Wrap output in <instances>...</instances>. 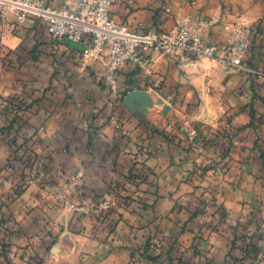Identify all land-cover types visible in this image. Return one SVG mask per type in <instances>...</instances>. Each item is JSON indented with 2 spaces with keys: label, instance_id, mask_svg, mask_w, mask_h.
Segmentation results:
<instances>
[{
  "label": "crops",
  "instance_id": "1",
  "mask_svg": "<svg viewBox=\"0 0 264 264\" xmlns=\"http://www.w3.org/2000/svg\"><path fill=\"white\" fill-rule=\"evenodd\" d=\"M68 1L48 0L56 8ZM111 14L136 32L170 30L186 17L204 19L207 41L220 45L234 26L249 25L253 40L248 61L264 69V0H125L115 4ZM0 45L7 63L0 64V106L7 100L20 106L14 127L0 132V165L13 152L11 138L39 139L38 152L48 158L53 170L51 184H29L11 203L19 222L14 234L17 249L35 243L34 248L47 255L42 264H139L131 252L150 239L154 243L151 255L140 264H251L247 255L251 245L246 243L250 239H238L228 231L200 233L205 247L195 252L192 242L203 227L201 221L210 216L192 215L185 207L221 204L228 208L232 224L246 219L252 191L262 189L258 177L264 174V123L248 126L251 106L247 103L253 88L264 94L263 79L204 58L195 70L183 68L178 59L149 53L143 67L129 63L119 72L124 96L127 88H142L152 81L178 93L176 107L168 116L152 111L147 115L149 123L132 113L123 100L113 116L100 63L83 65V46L53 39L45 21L4 23L0 19ZM147 89L156 91L151 85ZM253 108L262 113L264 103H255ZM228 110L237 112L230 123L235 144L225 172L214 176L220 171L216 166L209 170L213 178L187 181L194 175L196 162L206 159L198 150L184 149L193 142L188 135L190 125L201 121L217 127ZM13 121L0 112V126L8 127ZM169 125L181 126L183 133L169 140ZM152 128L165 129L168 135H153ZM137 162V167L148 171L146 180L134 185L128 176ZM78 170L86 175V189L82 195L73 193V202L94 204L121 193L127 196V204L116 205L106 221L95 211L74 212L59 195ZM49 239L57 253L53 262L45 248ZM252 240L263 253L264 234Z\"/></svg>",
  "mask_w": 264,
  "mask_h": 264
},
{
  "label": "built area",
  "instance_id": "2",
  "mask_svg": "<svg viewBox=\"0 0 264 264\" xmlns=\"http://www.w3.org/2000/svg\"><path fill=\"white\" fill-rule=\"evenodd\" d=\"M123 1L69 0L56 8L49 5L48 0H0V19L4 23L41 19L45 21L53 39L81 44L82 64L94 61L102 67V81L109 95L107 104L113 110L112 114L117 103L124 98L119 84L120 70L129 63L143 67L149 53L178 59L183 68L196 70L200 67V59L204 58L213 65L264 78V70L252 66L248 61L253 40L251 26H234L227 41L221 45L209 43L206 21L193 17L177 20L176 26L170 30L136 32L112 17V7ZM3 61L0 57L1 64ZM188 133L192 139H196L198 129L191 124ZM85 189L86 175L83 170H78L70 176L59 198L79 214H90L95 207L105 214L115 205L112 199H101L94 204H78L71 200L73 193L82 195ZM256 264H264V259Z\"/></svg>",
  "mask_w": 264,
  "mask_h": 264
},
{
  "label": "rangeland",
  "instance_id": "3",
  "mask_svg": "<svg viewBox=\"0 0 264 264\" xmlns=\"http://www.w3.org/2000/svg\"><path fill=\"white\" fill-rule=\"evenodd\" d=\"M15 21V20H14ZM252 28V27H251ZM253 30V29H252ZM0 57L6 59V51L3 45H0ZM1 64V62H0ZM2 64H7L3 61ZM264 70V69H263ZM263 79L264 78H259ZM156 84V85H155ZM153 86L156 91H148L149 86ZM259 85V84H258ZM253 94L249 97L247 106H251L250 116L251 122L248 126H258L264 123V111L260 113L258 110L253 108V104L263 102L264 94L257 92L256 88H253ZM135 93L129 101L132 113L140 115L144 122L146 120L149 122L147 115L152 111L161 113L164 116H168L170 110L176 107L178 102V93L174 95V91H165V87L160 83L152 81L150 83L143 84V87L131 89L127 88L125 95ZM186 98V97H185ZM185 100V99H183ZM182 100V102H183ZM191 103H188L190 106ZM246 106V107H247ZM245 107V106H244ZM19 103L15 100H7L0 106V112L5 115L11 116L14 119V123L19 117ZM189 108V107H188ZM193 111V109H191ZM237 111H226L221 118L223 123L219 126L208 127L205 126L203 122H196V128L198 129V136L196 139H192V143L185 146V150H198L201 155L205 156L206 159L203 162H196L197 166L193 167L194 175L191 173L187 178L193 182V179L201 181V179L206 180V177L213 178V175L209 174L210 169H214L216 166L220 170L219 173H214V176L221 177L222 173L225 172L229 162L226 161L227 156L234 146V133L235 131L230 126L232 118ZM143 122V123H144ZM14 123L10 124L8 127L6 125L0 126V132L5 128L14 127ZM151 123V121L149 122ZM169 135L166 134L165 129L152 128L151 133L153 135H164L167 136L169 140H173L171 136H175L178 133H183L182 127L174 125L171 127L169 125ZM148 127V126H147ZM242 129V128H240ZM17 132H20L16 129ZM168 132V131H167ZM178 132V133H177ZM185 132V131H184ZM189 135V133H188ZM9 144L13 149L12 154L8 157L7 162L1 166L0 165V262L3 261H24L26 264H42L47 261V255L41 254L39 250L34 248L35 243L26 244L23 248L16 243V238L14 237L17 231V226L19 222L14 219V212L11 210V203L25 190L26 186L33 183H46L51 184L53 181V173H51V163L48 158L44 157L38 149L40 148L39 139L29 140V141H19L17 139L11 138ZM135 163V171L130 174L129 179L134 185H139L146 180L147 171L145 168L137 167ZM215 172V171H214ZM73 175V174H72ZM70 178V177H69ZM68 178V180H69ZM262 180V189H254L252 191L253 197L250 204V212L246 214V219L244 221H237L233 223L229 220V210L224 205H206L204 202L200 206L185 207L186 211H189L192 215H197L199 213H206L210 216L208 219L201 221L203 227L201 228L199 235H196L195 241L192 242L191 247L197 250H203L205 243L200 239L203 238L201 234H206V232H226L232 233L238 239L249 238V243L251 246L247 249L248 257L251 260V264H256L258 260L264 259L263 253L259 252V249L253 244V238L255 236H262L264 233V174L258 177ZM206 187V186H205ZM205 195V193L203 194ZM127 196L118 193L117 195L109 198L115 201V205L111 210L107 211L105 214L95 207L93 211L99 213L100 217H105L103 221H106L108 216L115 211L116 205H126L127 201L125 199ZM98 202V201H97ZM96 202V203H97ZM178 208V207H176ZM196 208V210H195ZM176 210V209H175ZM92 211V212H93ZM114 223H109L108 227H113ZM47 226L51 227V223L47 222ZM48 227H46L48 229ZM50 242L45 245L47 248V253L50 254L49 262H53V241L49 239ZM154 243L150 239L144 240L138 244L134 250L131 252V257L134 262L141 263L142 259L150 257L151 246ZM39 246V245H38ZM16 248V249H15ZM72 258V256H69ZM66 258L62 261L66 262Z\"/></svg>",
  "mask_w": 264,
  "mask_h": 264
},
{
  "label": "water",
  "instance_id": "4",
  "mask_svg": "<svg viewBox=\"0 0 264 264\" xmlns=\"http://www.w3.org/2000/svg\"><path fill=\"white\" fill-rule=\"evenodd\" d=\"M133 95H135V93H131V94H129V95H125L124 98H123V103H124L125 105H127V106H130L129 101H130V99H131V97H132Z\"/></svg>",
  "mask_w": 264,
  "mask_h": 264
},
{
  "label": "trees",
  "instance_id": "5",
  "mask_svg": "<svg viewBox=\"0 0 264 264\" xmlns=\"http://www.w3.org/2000/svg\"><path fill=\"white\" fill-rule=\"evenodd\" d=\"M13 123H14V121L12 122V124H13ZM105 217H106V216H105ZM105 217H104V218H105Z\"/></svg>",
  "mask_w": 264,
  "mask_h": 264
}]
</instances>
